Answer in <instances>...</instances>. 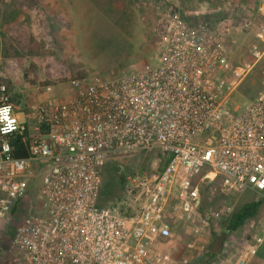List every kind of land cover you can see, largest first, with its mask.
Here are the masks:
<instances>
[{
    "label": "built area",
    "instance_id": "built-area-1",
    "mask_svg": "<svg viewBox=\"0 0 264 264\" xmlns=\"http://www.w3.org/2000/svg\"><path fill=\"white\" fill-rule=\"evenodd\" d=\"M236 8L189 14L176 5L157 19L149 60L114 77L72 78L66 97L47 84L43 98L20 107L0 81V108L10 105L15 122L14 131L0 133V219L24 211L29 181L41 176L36 199L44 212L23 215L9 238L21 264L252 263L264 234L227 259H204L201 242L233 207L203 214L200 181L218 176L224 192L264 196V23L237 22ZM254 13L264 18V0ZM236 26L253 33L247 58L235 59L229 46ZM258 67L261 90L242 101L233 97ZM16 133L24 135L27 157L12 155L9 136ZM149 151L167 162L126 176L125 188L139 193L131 213L100 207L105 165ZM173 221L191 235L179 249L167 245L175 240Z\"/></svg>",
    "mask_w": 264,
    "mask_h": 264
},
{
    "label": "rangeland",
    "instance_id": "rangeland-1",
    "mask_svg": "<svg viewBox=\"0 0 264 264\" xmlns=\"http://www.w3.org/2000/svg\"><path fill=\"white\" fill-rule=\"evenodd\" d=\"M243 2L194 0L186 2L189 9L192 6L193 10H189L180 0H0V81L12 85L13 92L19 97L20 107L25 102L31 104L43 98L42 88L47 84L54 85L52 92L58 98L66 97L71 94V87L67 85L72 78L81 76L92 80L114 77L125 68L149 60L155 51L157 19L162 13L172 11L176 5L194 13L209 12L223 4L228 8L237 4V22L251 18L256 25L264 23V18L256 16ZM233 39L235 42L229 43V46L236 58H247L245 54L254 40L253 33L236 26ZM241 87L243 92L233 96L239 101L244 97L241 93L253 98L261 90L259 67ZM246 89L251 92L246 94ZM165 159L156 151L137 152L125 154L109 162L108 166L113 169V166L121 165L119 175L123 172L127 175L150 174L160 170ZM123 189L116 194L112 207L118 213H121L118 207L124 202L131 211L139 194ZM199 190L208 216L224 204H230L235 209L262 196L250 190L224 192L218 176L211 181H200ZM27 201L22 204V207L28 205L25 211L21 212L19 208L17 214L0 219V264H21L19 253L9 246V238L23 215L44 212L37 201L29 204ZM225 220L219 221L216 229H210L209 234L201 239L206 245L204 259L215 254L227 259L233 255L236 246L253 243V237L264 230V202L258 213L236 230H227ZM173 222L176 223L175 240L167 245L179 249L191 235L186 225ZM224 242L230 248L226 252L215 251L219 243L222 248ZM215 245L216 249H212ZM258 251L259 256L264 257V241Z\"/></svg>",
    "mask_w": 264,
    "mask_h": 264
},
{
    "label": "trees",
    "instance_id": "trees-1",
    "mask_svg": "<svg viewBox=\"0 0 264 264\" xmlns=\"http://www.w3.org/2000/svg\"><path fill=\"white\" fill-rule=\"evenodd\" d=\"M180 1L186 9H189V6L186 5V2L194 1V0H180ZM200 1H204V0H200ZM257 3H258V0H244V2H243V4L245 6H247V8L250 7L252 9L253 13L255 12ZM191 7L192 6H190L189 10L192 9ZM109 12H111V10ZM188 13H191V12H188ZM245 55H247V54H245ZM241 58H246V57H241ZM235 59H238V58L235 57ZM131 68H133V67H131ZM131 68H129V69H131ZM129 69L125 68V69L121 70L120 72L129 70ZM6 83L8 85V89H9L10 93H12V100L18 102L19 97L17 96V94H15L13 92L12 85L9 84L8 82H6ZM246 90H247V91H245L246 94L251 92L250 89H246ZM244 95L245 94L243 93V96ZM25 135H27V133ZM23 137H24V135H20L17 133L9 136V138H10L9 141H10V144L12 147V155L14 157L21 158V157H27L29 155L28 144L25 140H23ZM166 162H167V159H165L164 165ZM108 164H110V163L108 162L105 165L104 170H103V181H102V185H101L98 205L100 207H111L112 208L114 205V198H115L116 194L118 192L124 191L123 188H125L124 183H125L127 174H126V172H123L120 175L118 173H114L112 166L109 167ZM116 176L117 177L120 176V177L117 178ZM40 183H41V176L40 175H34L30 179L27 194L23 198L22 202L28 200L27 204H29V203L37 201L36 196H37V191L39 189ZM263 202H264V198L262 196H260L259 200L246 202L243 205H241L240 207L233 209L231 215L225 220L226 221L225 222L226 229L233 231V230H236V229L240 228L241 226H243L249 219H251L252 217H254L258 213L260 206ZM18 203L12 208V211H11L12 213H14L18 209V206H19ZM25 205H26V203H25ZM27 206L28 205H26V207L23 208L24 211L27 209ZM118 208H119V211L121 212V214H123V215H129L131 213L130 209L128 208V205L125 202L123 203V205H121ZM200 211L203 214L205 213L203 206L200 208ZM172 226L175 228L176 223L173 222ZM217 250H219V251L221 250V244L220 243L217 247ZM257 256H259V251L257 253ZM259 257H261V256H259ZM262 258H264V257H262Z\"/></svg>",
    "mask_w": 264,
    "mask_h": 264
},
{
    "label": "clouds",
    "instance_id": "clouds-1",
    "mask_svg": "<svg viewBox=\"0 0 264 264\" xmlns=\"http://www.w3.org/2000/svg\"><path fill=\"white\" fill-rule=\"evenodd\" d=\"M11 106H6L4 108H0V122H6L5 127L0 128V133L7 135L9 132L14 131V120H12L9 116ZM5 150L10 151V147L5 145ZM261 187H264V182L261 183Z\"/></svg>",
    "mask_w": 264,
    "mask_h": 264
},
{
    "label": "crops",
    "instance_id": "crops-1",
    "mask_svg": "<svg viewBox=\"0 0 264 264\" xmlns=\"http://www.w3.org/2000/svg\"><path fill=\"white\" fill-rule=\"evenodd\" d=\"M257 234H259V233H257ZM257 234H256V235H257ZM262 234H264V230H263V233H262ZM210 241H211V239H210ZM216 247H217V246L215 245L214 247L212 246L211 248H212V249H216ZM221 249H223V248H221ZM215 251H219V250H215ZM220 253H221V251H220ZM257 253H258V252H257ZM216 255H218V254H216ZM256 261H257L258 263H257ZM263 262H264V259L256 255V257L253 259V261H252L251 264H261V263H263Z\"/></svg>",
    "mask_w": 264,
    "mask_h": 264
},
{
    "label": "water",
    "instance_id": "water-1",
    "mask_svg": "<svg viewBox=\"0 0 264 264\" xmlns=\"http://www.w3.org/2000/svg\"><path fill=\"white\" fill-rule=\"evenodd\" d=\"M120 170H121V165H115V166H113V172H120Z\"/></svg>",
    "mask_w": 264,
    "mask_h": 264
}]
</instances>
